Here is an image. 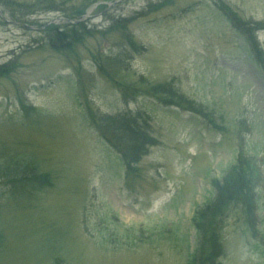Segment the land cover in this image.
I'll return each mask as SVG.
<instances>
[{"label": "rangeland", "instance_id": "obj_1", "mask_svg": "<svg viewBox=\"0 0 264 264\" xmlns=\"http://www.w3.org/2000/svg\"><path fill=\"white\" fill-rule=\"evenodd\" d=\"M112 1L0 0V264H264V0Z\"/></svg>", "mask_w": 264, "mask_h": 264}, {"label": "trees", "instance_id": "obj_2", "mask_svg": "<svg viewBox=\"0 0 264 264\" xmlns=\"http://www.w3.org/2000/svg\"><path fill=\"white\" fill-rule=\"evenodd\" d=\"M257 61H258V64L261 65L260 55L257 56ZM123 122L125 121L121 120V123ZM123 124L126 126V123H123ZM111 129L116 130L115 125H113ZM130 130H131L130 134L133 138L138 135L134 128L129 129V131ZM129 131L127 132L128 135H129ZM124 132L126 133V131ZM127 148H128V144L126 143V149ZM134 148H135V144H133V148L131 147V149L134 150ZM140 155L141 154H139L137 158H134L133 155H131V157L128 160V164L132 165V163H135L136 160L134 159H138ZM235 172H236V169H233L223 176L225 186L219 193L220 195L219 197H217L216 199L217 201L214 204H206L203 210L199 212L200 214H198V217L200 215V218L197 223L198 230L206 231L205 223H204L206 220H208L209 223L210 222L212 223L213 221L217 222L219 218L222 219V217L225 216V214H227L228 210L231 209L229 208V205L232 204L233 202L235 203V201H238L244 195V184L246 185V183L244 182L245 178H243L239 170H238V173H235ZM205 231H204V234H205ZM211 241L213 243V236H212V240L208 239V242H211ZM196 260H197V255L194 253L192 254L191 264H195Z\"/></svg>", "mask_w": 264, "mask_h": 264}, {"label": "water", "instance_id": "obj_3", "mask_svg": "<svg viewBox=\"0 0 264 264\" xmlns=\"http://www.w3.org/2000/svg\"><path fill=\"white\" fill-rule=\"evenodd\" d=\"M58 19H62V18H58Z\"/></svg>", "mask_w": 264, "mask_h": 264}]
</instances>
